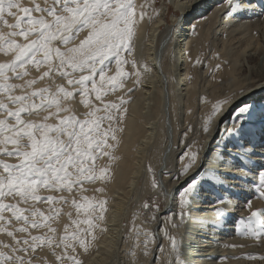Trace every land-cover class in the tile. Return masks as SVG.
I'll list each match as a JSON object with an SVG mask.
<instances>
[{
  "label": "snow or ice",
  "instance_id": "obj_1",
  "mask_svg": "<svg viewBox=\"0 0 264 264\" xmlns=\"http://www.w3.org/2000/svg\"><path fill=\"white\" fill-rule=\"evenodd\" d=\"M224 4L229 6V15L237 9L255 11L251 0H224ZM146 15L143 6L138 11L134 0H0V55L5 57L0 62V264H82L77 248L87 252L98 239L96 233L107 231L103 226L107 200L84 196V185L111 179L108 168L96 161L104 156L117 159L112 150L119 143L117 133L123 132L120 123L128 101L121 97L120 103L105 102L104 98L123 89L133 76L140 83L142 71L130 57ZM128 64L134 69L131 73L125 70ZM44 81L48 83L39 87ZM133 90L127 89L129 93ZM77 95L88 109L83 119L73 108ZM228 103L227 97L216 101L204 125L208 135L215 128L217 136L222 129L228 137L216 159L220 168L211 171L224 180L237 179L233 170L244 182L247 174L259 176L257 198L264 200V144L247 140L242 155L241 146L233 145L238 157L228 147L233 138L243 140L247 135L246 126L257 108L238 103L229 115ZM100 112L104 114L98 115ZM260 118L264 119V110H260ZM198 155L190 148L181 154L182 166L172 177L177 182L187 177L179 192L181 207L175 214L178 219L165 217L161 231L168 245L155 249V264H174L170 257L178 238L167 229L170 226L178 232L191 215L184 205L191 207L206 191L202 183L207 181L198 178L199 171L189 176L190 170H202ZM237 158L251 166L237 168ZM74 190L80 199L72 195ZM213 203L217 219L223 218L225 211L219 205L225 199ZM245 206L250 214L242 218L240 234L264 240V208L253 210L250 200ZM64 207H70L75 216L73 211L64 213L70 223L61 232ZM142 207L161 210L158 204ZM156 219V215L150 216V222ZM135 233L136 247L148 257L156 234L140 229Z\"/></svg>",
  "mask_w": 264,
  "mask_h": 264
},
{
  "label": "rangeland",
  "instance_id": "obj_2",
  "mask_svg": "<svg viewBox=\"0 0 264 264\" xmlns=\"http://www.w3.org/2000/svg\"><path fill=\"white\" fill-rule=\"evenodd\" d=\"M174 1L175 0H153V4L147 7V11L149 13V16L147 17L148 23L146 22L147 30L143 33L142 37L139 38L138 44L136 43L137 41V32H136V38L134 40V45H135L134 52L130 57V59H134L137 62V69H139L143 65L142 62L146 58V54H147L146 41H147L148 28L150 26L152 19L157 15V12L158 11H161V13L164 12V18L167 24L161 27L160 32L158 33L155 40L156 53H154V58L157 66L155 67L156 72L153 71L152 76L155 74L156 75L155 77L153 76L152 80L156 79V81L158 82H154L155 85L153 84V91H151V93L147 95L146 82L142 83V79L140 78V83L137 84L135 82V77L133 76L131 79L127 81L126 86L123 89L118 90L116 93H110L104 98L105 102L120 103L119 98L121 97H123L125 100L128 101L127 104L124 105V107L127 108V112L124 113L123 119L120 123V126L123 128V132H118L117 137L120 142L121 140L125 139V137L128 138L130 136L129 141L131 142L129 146L125 149L126 151L120 148L119 143L112 150L113 155L117 159L110 160L109 157L104 156L96 161V164L98 166L108 168V174L111 177L109 181L107 182L97 181L95 183L97 184V186H95V184L84 185L85 189H87V191H83L84 196H88L90 198L96 197L97 199L107 200V205H106L107 211L105 213L106 223L103 225L104 227L107 228V231L104 233H99V232L96 233L98 239L90 244L87 252H85L82 248H77L76 255L77 258L81 260L82 264H89V263L90 264L91 263L92 264H151V262L148 261L149 257H145L141 249L136 247L135 229L151 231L152 223L150 222V216L153 214L158 215V213L161 210H163V208L165 207V202L167 201V199L170 198L168 181L166 179L171 178L172 174L175 173V170L177 171L180 170L179 169L181 166L179 164V162H181L180 157L181 154L185 151V149L190 148L191 151H195L199 154L198 157L202 156L201 147L203 146V142H204L203 139L205 138L204 136L207 135L203 130L204 125L206 123L207 114H209L212 111L216 101L223 99L221 98L223 89L221 87H217L215 89L212 85H214V83H218V85L222 84V78H219V76L222 74L221 68L225 66L227 68L230 67L232 61L230 59L229 61L228 60L225 61L221 58V54H220V50L222 49L221 47L222 42L220 41L221 37H218L215 33L216 32L215 29L216 27H218L217 25L209 32V36L207 37L206 40L200 41V44L197 48L198 56L196 58V62L200 61L201 63L197 62L198 67L196 66L195 69L197 72L193 71L194 75L191 74V80L192 79L194 80L196 76L195 79L196 83L193 85L189 93L188 91L185 90L186 88H184V86L179 85L175 88L177 108L175 114L174 115L172 114L170 92H169L170 80L166 68L171 70V78L173 79L175 86L178 85V81H180L181 78L180 75L181 74L183 75V72L180 71V62H179V60L181 59L179 54V48L181 42L178 43L179 34H177L176 31H177V27L185 23L186 17L190 14V12L192 14V10L190 9L191 7L189 6H186L187 10L185 8V10L183 11H177L176 8L174 7ZM134 2L136 3V0H134ZM196 2L198 4L197 6H195V10L193 11V14H195L196 11H198V9H200V7L203 5L201 4V2H199V0H194L192 4L194 5V3ZM251 2H255L254 4L256 5L258 4V8H264V2L256 3L258 2L256 0H251ZM226 10L230 11L229 6H227ZM233 13H235V11ZM174 15L179 16V22L177 23V25L178 24L179 25L177 27L171 28L173 25L172 19ZM149 17H151V19H149ZM10 22L12 21L10 20ZM263 25H261L262 30L260 31L259 37L262 36L260 38V43L261 46L264 47ZM169 28L171 32L170 34L169 33L167 34ZM5 31H7V29H5ZM194 33L195 35L198 34L197 31H195ZM166 36L168 37L166 38ZM136 48L137 51L135 52ZM125 56L127 57L128 54L125 53ZM219 58L220 60L218 61ZM238 62L241 65L245 62L246 66L251 68L255 66L254 64L249 63L246 57L241 58L240 61ZM216 64L217 65L220 64L222 67L220 66L218 69H216L217 66ZM207 67L208 68L210 67L211 69L209 68V70H206ZM259 67L260 69L264 68V55L260 57ZM125 70L130 73L134 71L131 64L125 65ZM114 71L115 69H113V73H109V74L110 75L114 74ZM216 73L217 75L215 77ZM217 77L219 78V81L215 80V78ZM57 82L59 83L60 81ZM47 83L48 81H44L38 86L43 87ZM185 83L186 81H184L183 84ZM158 86L160 89H162L163 92L162 94L163 109H161V112L157 110V115L159 114V117L157 119V123H156L157 125H155L156 128L155 135L153 136L151 141L148 142V144L150 145L149 146L148 144H146L147 146L145 145L142 153L143 161L141 162L140 165H137L135 164L137 163V159L135 156H137L136 151L137 148L139 147V144H137V142L139 141L140 143L141 135L138 134V136L136 137L132 133L126 134L125 125L130 119L139 120L140 124L146 121V116L147 115L150 116L149 110L151 111L154 110L153 108H151V106L153 107L152 100L155 99L156 96L158 95L157 93V90L159 89ZM129 88H132L134 90L129 93L127 91V89ZM145 99H147L148 102L150 101L149 102L150 104L147 102V104H149L147 108H145L146 102L143 101ZM72 103L76 107V109H78V112L76 114L81 119H83L84 118L83 113L87 112L88 109L85 108L82 103H80L79 95H77V98ZM96 103L99 104V102ZM240 103H245V102L240 101ZM134 113H136V115ZM103 114H104L103 112H100L98 115H103ZM261 125L262 123L254 127L253 130L251 131H249L250 128H247V130L249 131L250 134H252V132L256 133L260 129ZM104 127L105 128L107 127V122H105ZM247 127H251V126L248 125ZM131 139L134 141V143ZM109 143L115 144L116 142L109 140ZM130 146L131 149L133 147L132 151L130 149ZM240 154H242V152H240ZM236 156L238 157V154H236ZM128 157L131 160H128ZM132 159L134 161H132ZM9 162L15 163L16 161L9 160ZM125 162H127V164H130V162L132 163L131 164L132 167L130 166L128 171L129 175H127L126 173L128 180L123 179L126 178V176L118 179L120 173L123 176L124 172L127 169V165ZM186 162L187 159L184 161V163ZM166 172L169 174L165 175ZM253 177H259V176L254 175ZM256 179L257 178H254L253 180ZM154 184H156V186H154ZM217 185L218 186H215V189L212 188L211 190L213 192L219 191V193L222 194L224 193V191H222L223 190L222 188H226L228 186L227 189H232L231 187H234L232 184H228V183L225 184V182L223 186H221L220 181L218 182ZM99 188H104L105 191L102 193L97 192L96 189ZM234 191L235 190H233V192ZM226 193L228 194V192ZM240 194L241 195H239V200L237 199V202L239 204L238 210L243 211L245 209L246 202L249 200L250 201L252 200L251 201L252 203L254 200H256L254 202V204L255 203L256 204L252 208L253 210L264 206V203H260L262 201L264 202V200L261 201V199L257 198L258 194L256 192V187L255 189L253 188L250 194L246 195V193L242 191H240ZM65 195L68 194L65 193ZM72 195L75 196L77 199L81 198L80 193L75 192V190ZM145 203H148L150 206L153 207L158 204L161 210L159 212H152L150 209H144L142 206ZM119 204L121 205L120 208L118 209ZM42 207L44 209H47L48 206L43 205ZM185 207H187L188 211L190 212L192 205L191 207L185 205ZM69 211H73V210L70 207L63 208L59 224L61 223L64 225L70 223L67 215H64V213H67ZM114 211H116L115 212L116 214L114 213ZM249 214L250 212L249 213L246 212L244 215L240 216L239 220L241 221L243 217H246ZM73 215L75 216L74 211H73ZM112 216H115V218L113 219ZM218 220L219 222L217 223V227L224 226L223 223L225 224L230 223L229 221H226L225 218H220ZM240 221L238 223H241ZM63 225L59 226L61 232L63 231V227H62ZM208 225H209L208 222L205 221L201 223L200 226H198L200 227L199 229L202 228V232H198L199 229L197 231L192 230L193 231L192 232L191 230L185 231L180 228L179 231L176 232L175 230L171 229V227L169 226L170 228H168L167 230L172 232L178 238L177 249L172 254V257H170L171 259L174 260V264H192L193 260H195L197 255L206 253L205 251L208 250L209 247H204V246L208 245V242L205 244L200 243L201 240H206L204 238H201L202 236L200 235L202 234L204 235L208 233V232H203L206 228H208ZM111 226L113 228L112 234L114 235L109 236L110 235L109 231L111 229ZM243 227L244 225L241 223L240 228L242 229H240L239 232H234L232 234L233 236L231 235V238L235 242L237 241V244H235L236 253L234 252L226 256L225 257L226 261H230L229 259L232 260L235 258L237 259L236 262L240 261L243 264H264V260L260 259V257L264 256V240L253 239L250 236L241 235L240 233L244 230ZM222 238L225 239V237L223 236ZM163 239L165 240V241L163 240V245L167 246L168 245L167 240L165 239V237ZM109 240H111V242ZM141 240H143V237H141ZM157 245L160 246V242H158ZM237 245L239 249L242 248V250L237 251L239 250ZM216 248H218V245L216 246ZM244 248L246 251L244 250ZM228 253H230V251H228ZM250 255H254L256 258L251 259L249 258ZM218 261L219 260L217 259H211L210 261H206L204 264H212V263L217 264Z\"/></svg>",
  "mask_w": 264,
  "mask_h": 264
},
{
  "label": "bare ground",
  "instance_id": "obj_3",
  "mask_svg": "<svg viewBox=\"0 0 264 264\" xmlns=\"http://www.w3.org/2000/svg\"><path fill=\"white\" fill-rule=\"evenodd\" d=\"M193 1L194 0H175L174 1V7L176 8L177 11H183V10H185L186 6H189V7H191L190 9L192 10V14L190 12V14L186 17L185 23L180 25L179 27H177L179 25V24L177 25V23L179 22V16L174 15L173 19H172L173 25L171 28H173L174 25H175V27H177V31L176 30L175 31L177 34H179L178 35V37H179L178 43L181 42L180 48H179V54H180L181 59L179 60V62H180V71L183 72V75L182 74L180 75L181 76L180 81H178V85L175 86V83L173 82V79L171 78V70L166 68L167 74H168V77L170 80V91L169 92H170V101H171V111H172V114L174 115L176 112V108H177L175 88L179 85L184 86V88H186L185 90L188 91V93H189V91L191 90L193 85L196 83V81H195L196 76H195L194 80L193 79L191 80V74L194 73L193 71H196L195 70L196 66L198 67L197 62H196V58L198 56L197 48L200 44V41L206 40L207 37L209 36V32L214 27H216L218 25V27H216V29H215L216 30L215 33L218 37H221V39H220V41L222 42L221 43L222 49L220 50L221 58L225 61L226 60L229 61V59H230L232 61V63H231L232 65L230 64V67L227 68L226 66L222 67L220 65L221 63L219 64L223 68V69L221 68L222 72L220 70V72L222 74L221 75L219 74L220 75L219 78H222V84L218 85V83H214V85H212V86L215 89L217 87H221L223 89L221 98L224 99L225 97H227L229 100V103L227 105H225V108L228 109L229 115L231 114V109L233 107H235L238 103H240V101H244V102L249 103V104H254L257 108V113L253 117L252 122L248 123V125L251 127H247L248 125L246 126L245 131H247L246 132L247 135L243 138V140L233 138L230 141V143L228 144L229 149L232 151V155L234 157H237L236 154H238V153H237L236 149L233 147V145H240L241 146L240 152H242V154H243L244 142L247 140H250L252 142V144L258 145V146L261 144H264V119L260 118V110H264V68L260 69V67H259L260 57L262 55H264V47L261 46V43H260V38L262 36L259 37L260 31L262 30L261 25L264 24V14H262V9H264V8H258V4L256 5V4H254L255 2H251V7L254 8L255 11H252V10L245 11L243 9H237V10H234L235 13H233L232 15H229V10L228 11L226 10L227 5L224 4V0H199V2H201V4H203V5L202 6L200 5L201 6L200 9L197 8L198 11H196V13L193 14V11L195 10V6H197V4H198L197 3L198 1H197L193 5L192 4ZM256 1H258L256 3L264 2V0H256ZM136 4L138 6V11L140 10V6H143V10L147 13L145 19L140 24V26L138 27V30H137V41H136V43L138 44L139 38H141L143 33L147 30L146 29V22L148 21L147 17L149 16V13L147 11V7H149L153 4V0H136ZM186 10H187V8H186ZM165 24H167V22L164 18V12L161 13V11H158L157 15L152 19L150 26L148 28L147 41H146L147 42V44H146V53L147 54H146V58L142 62L143 65L139 68L142 71V76H141L142 83L146 82V88H147L146 94L147 95L150 94L151 91H153L154 82H158V81H156V79L152 80L153 76L155 77V75H156L155 74L152 76L153 71H155V67L157 66L156 62H155V58H154V53H156L155 52V40H156L158 33L160 32L161 27L164 26ZM263 28H264V25H263ZM174 29H176V28H174ZM179 29H180V31H179ZM217 29H219V30H217ZM195 31L198 32L197 35H195V33H194ZM170 32H171V30L169 28L167 34L168 33L170 34ZM167 37L168 36H166V38ZM136 51H137V48L135 49V52ZM245 57L249 63L255 65L253 68L247 67L245 62L242 65L238 62V61H240L241 58H245ZM4 59H5V57L0 55V62H2ZM219 60H220V58L218 59V61ZM208 64H210V63H208ZM209 68L207 67L206 70H209ZM214 68H215V66H214ZM217 73H218V70H217ZM217 73L215 74V77H216ZM207 77H208V75H207ZM219 78L217 77V78H215V80L219 81ZM211 80H210V82H211ZM184 81H186L185 84H183ZM158 88H159V86H158ZM157 93H158V95L157 96L155 95L156 98L152 100L153 107L151 106V108H153L154 110L153 111L149 110L150 116L149 115L146 116V121L144 123L140 124L139 120L130 119L125 125L126 134L132 133L136 137L138 136V134L141 135V140L139 139L140 143H139V141L137 142V140H136L137 144H139V147L137 146L138 148L136 151L137 156H135L137 159V163H135V164H137V165H140L141 162L143 161V154L142 153H143V149H144L145 145L148 144V142H150L151 139L153 138V136L155 135V131H156L155 125H157L156 123H157V119L159 117V114L157 115V110L159 112H161V109H163V104H162L163 92H162V89L159 88L157 90ZM233 93H237V95L234 98L232 96ZM147 95H145V96H147ZM223 99H221V100H223ZM150 100H151V98H150ZM143 101L146 102L145 108H147V106L150 104L149 103L150 101L148 102L147 99H145ZM147 102L149 104H147ZM73 108L75 109V112L77 113L78 109H76V107L74 105H73ZM134 114L136 115V113H134ZM135 115H133V116H135ZM137 118H138V116H137ZM219 119H220L219 116L215 117V120L218 121ZM261 123H262V125H261L260 129L256 133H253V132H252V134L249 133V131L253 130L254 127H256L257 125H259ZM247 128H250V130L248 131ZM165 131H164V133H165ZM260 134H261V137H260ZM129 137L128 138L125 137V139H123L119 142L120 148L124 151H126L125 149L129 146V144L131 142V141H129V139H130ZM204 137L205 138L203 139L204 140L203 146L201 147L202 156L198 157V159L202 163V170L201 169L190 170L189 176H191L194 171H199L200 177H198V178L202 182L207 181V182L202 183V187L206 191H204L198 197L199 199H197L196 202L192 204V208L190 209L191 210L190 211V214H191L190 218L185 220L186 225H185V223H183V225L180 227V229H183L185 231L186 230L197 231L200 228L198 226H200L201 223L207 221L209 224L208 228L205 227L206 229L203 231V232H208V233H206L204 235L203 234L200 235V236H202L201 238L206 239V240H201L200 243L205 244L208 242V245H206L204 247H209V249L205 251L206 252L205 254L197 255L195 260H193L192 264H204L206 261H210L211 259L219 260L217 264H243L240 261L236 262L237 259H235V258L232 260L229 259L230 261H226L225 257L230 255L231 253H234V252L236 253V245L235 244H237V241L235 242L231 238V235L234 232H239L240 229H242V228H240L241 223H238L240 221L239 220L240 216L244 215L246 212L249 213V210L246 206H245V209L243 211L238 210L239 204L237 202V199L239 200V195H241L240 191L246 193V195L250 194L252 192L253 188L255 189V187H256L254 185H257L259 183L260 177H253L254 176L253 174H247L249 178L246 182H244L238 178L240 173L233 170V175L237 176V179H235V180L228 179L227 181H224V182H225V184L228 183V184H232L235 186L231 187L232 189H227L228 186L226 188H222L223 189L222 191H224L223 194L219 193V191L213 192L211 189L212 188L215 189V186H218L217 185L218 182L221 180H224V178L222 176L217 177L215 175V173L211 170L220 168V166L216 163V159L218 156H220L221 150L224 148V145H225V140H227L228 137L224 135L222 129H221L220 135L217 136L215 133V128L212 129L211 135L207 134ZM217 138H218V140H217ZM133 143H134V141H133ZM149 145L150 144H148V146ZM130 149H131V146H130ZM132 149H133V147H132ZM132 149H131V151H132ZM130 153H132V152H130ZM242 154H240V155H242ZM186 159H187V157H185V160ZM128 160H131V159H129V157H128ZM132 161H134V160L132 159ZM125 163L127 165V169L124 172L123 176L121 175V173H120L119 178L117 176L118 179L126 176V178H123V179L128 180L127 175H129L128 171H129L130 166L132 167V165H131L132 163L131 162H130V164H127V162H125ZM230 163H231V161H230ZM179 164L182 166V162H179ZM133 165H134V163H133ZM235 165L237 168H243L246 165L249 167L251 166L250 164H248V162L246 160H240L239 158L236 159ZM181 166H180V168H181ZM178 172L179 171L175 170V173H173L172 176L170 175L171 178L166 179L168 181V188L170 191L169 197L170 198H168L167 201L165 202V207L163 208V210H161L158 213V215H156L157 219L155 221H151V223H152L151 232L156 234V242L151 246L152 251H151V254L148 256L149 257L148 261H150L151 264H155V256H156L155 249H157L159 247L157 245V243L160 242V245L163 244V240H164L163 238L164 237H163V233H162L161 229H163L165 227V217L172 215L173 220L178 219V217L175 214L179 211V209L181 207L179 192H180L181 188L184 186V182L187 180V177H185L184 180H182L180 182L174 181L172 179V177L174 175L178 174ZM126 173H127V175H126ZM254 178H257V179L253 180ZM95 186H97V184H95ZM170 188H172V189H170ZM172 190H174V191H172ZM233 190H235V191L233 192ZM167 191H168V189H167ZM225 191L228 192V194ZM170 195L172 196V198ZM246 195H245V197H246ZM221 197L225 199V203L222 205H219V207L225 211V216L223 218H225L226 221H229L230 223H228V224L223 223L224 226L217 227V223L219 222V220L217 219L216 212H215V208L217 206L213 203V201H215L217 198H221ZM122 200H123V197H122ZM255 201L256 200H254L252 203V208L256 204V203L254 204ZM260 203H264V202L262 201ZM120 205L121 204H119L118 209L120 208ZM184 207H185V205H184ZM262 207H264V206H262ZM185 208H187V207H185ZM115 212L116 211H114V213ZM112 218L114 219L115 216H112ZM61 225H63V224L60 223L59 226H61ZM193 226H195V227H193ZM191 227H193V228H191ZM168 228H170V227H168ZM109 232H110L109 236L114 235V234H112L113 233L112 226H111V229ZM198 232H202V228L199 229ZM222 236L225 237V239H223ZM109 241L111 242V240H109ZM238 243H239V241H238ZM217 245H218V248H216ZM243 246H244V244H243ZM237 247H238V245H237ZM238 249H239V247H238ZM240 250H242V248L237 250V251H240ZM244 250H245V248H244ZM228 251H230V253H228Z\"/></svg>",
  "mask_w": 264,
  "mask_h": 264
}]
</instances>
